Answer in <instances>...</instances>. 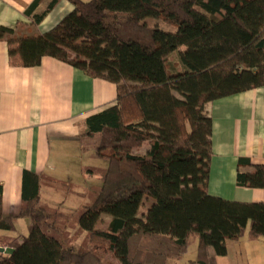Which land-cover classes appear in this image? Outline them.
<instances>
[{"label": "trees", "instance_id": "16d2710c", "mask_svg": "<svg viewBox=\"0 0 264 264\" xmlns=\"http://www.w3.org/2000/svg\"><path fill=\"white\" fill-rule=\"evenodd\" d=\"M43 1L26 11L33 24L60 0L36 12ZM69 1L74 10L50 30L17 35L1 26L0 40L26 67L53 57L117 85L116 103L86 119L94 153L107 161L97 197L77 222L93 246L78 250L58 237L57 219L68 216L41 202L36 174L27 198L26 172L20 216L30 218L29 234L0 237V246L15 249L0 252V264H112L107 251L120 264H168L196 242L195 263L209 264L208 247L225 255L229 240L264 239V202L208 191L214 153L207 108L264 86V0ZM237 184L264 188V164L240 157ZM149 197L154 201L140 213ZM0 229H17V217L3 213L1 186Z\"/></svg>", "mask_w": 264, "mask_h": 264}, {"label": "crops", "instance_id": "0c3cea01", "mask_svg": "<svg viewBox=\"0 0 264 264\" xmlns=\"http://www.w3.org/2000/svg\"><path fill=\"white\" fill-rule=\"evenodd\" d=\"M34 1L0 0V27H10L17 35L43 33L74 10L69 0H60L36 25L26 14ZM50 1L44 0L36 12ZM9 50L8 43L0 40V186L4 215L17 217L16 230L0 229L4 241L29 234L31 220L20 216L26 172L27 198L34 193L31 173L36 174L41 202L53 210H60L70 198H83L81 186L101 177L85 164L86 154L95 155L93 139L85 134L86 119L114 105L117 98V85L109 80L92 77L53 57L26 67L20 55ZM207 108L213 123L214 153L209 193L232 201L264 202V188L237 184L240 157L264 164V86L220 98ZM66 188L72 191L67 194ZM232 242L228 241L225 255L208 247L209 264H232L231 260L264 264L263 238L253 240L246 235ZM196 258L197 253L190 260L169 259L168 264H199Z\"/></svg>", "mask_w": 264, "mask_h": 264}, {"label": "rangeland", "instance_id": "374dc122", "mask_svg": "<svg viewBox=\"0 0 264 264\" xmlns=\"http://www.w3.org/2000/svg\"><path fill=\"white\" fill-rule=\"evenodd\" d=\"M88 1V0H86ZM147 23L150 25H157L162 29H165L167 31H176L177 26L174 24H169L166 21L162 19L157 18H147ZM149 142H146L141 149L138 150L139 153H144L149 148ZM85 164H87V170H95L98 175L101 177L96 180L94 178L93 181L87 182L85 185H82V191L85 193V196L83 198H70L68 200V203L60 208L59 211L63 212L68 216L67 218L64 217H58L57 224L60 227V231L58 233V237L62 240H66L67 244H72L76 247L78 250H84L88 247H92L93 244L89 242L88 240V233L84 230H82L78 226V218L83 213V209L87 205H91L94 200L97 197V193L102 186V178L106 171L107 167V161L101 158H98L96 155H85ZM89 172V171H88ZM74 185V184H71ZM69 185V188H71ZM69 188H66L65 192L69 194L70 190ZM72 194V193H71ZM70 194V195H71ZM153 198L149 197L148 199H145V204L141 207L140 213L147 211L149 206L153 202ZM50 211L53 210L52 207H49L46 205ZM108 219L106 218L104 220L103 226L107 223ZM99 226H102L101 223H99ZM233 240H229L231 243ZM233 243V242H232ZM197 242L192 243L188 247L187 253L184 255L185 260H190L193 258V256L197 253ZM235 254V253H233ZM106 261H109L111 263H114V257L111 253V251H107L105 256ZM232 264H239L235 260H231Z\"/></svg>", "mask_w": 264, "mask_h": 264}, {"label": "water", "instance_id": "95a60500", "mask_svg": "<svg viewBox=\"0 0 264 264\" xmlns=\"http://www.w3.org/2000/svg\"><path fill=\"white\" fill-rule=\"evenodd\" d=\"M14 248L12 247H4V246H0V252L1 253H6V254H11L14 252Z\"/></svg>", "mask_w": 264, "mask_h": 264}]
</instances>
